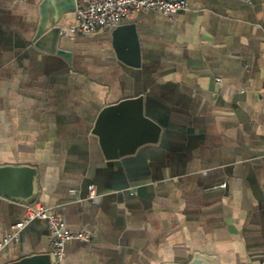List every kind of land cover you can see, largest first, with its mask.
<instances>
[{"label":"crops","instance_id":"crops-1","mask_svg":"<svg viewBox=\"0 0 264 264\" xmlns=\"http://www.w3.org/2000/svg\"><path fill=\"white\" fill-rule=\"evenodd\" d=\"M183 1L186 12H137L123 24L136 41L131 67L114 29L61 35L63 58L33 40L41 0H0V166L34 168L33 205L92 235L68 243L61 264H187L196 253L264 264V0ZM74 22L75 11L60 20ZM117 42L131 58L128 35ZM137 97L159 140L108 161L96 118ZM6 182L25 193L23 180ZM20 200L0 196V264L55 262L45 221L4 244L27 218Z\"/></svg>","mask_w":264,"mask_h":264},{"label":"water","instance_id":"water-1","mask_svg":"<svg viewBox=\"0 0 264 264\" xmlns=\"http://www.w3.org/2000/svg\"><path fill=\"white\" fill-rule=\"evenodd\" d=\"M40 20L34 42L39 45L46 43L48 52L68 58L64 50L57 49L61 37L60 20L63 15L75 11V0H41L38 6ZM128 35L130 57L119 49L117 37ZM113 47L120 62L131 67H138V53L133 36L132 25H121L113 30ZM160 127L143 113L141 97L120 101L100 111L94 123L92 134L98 138L99 147L108 161L134 154L140 147L156 144L160 137ZM8 179L23 180L26 183L25 193L9 188ZM36 170L30 166H0V196L6 198L20 197L26 206L37 201ZM13 191V192H12ZM9 264H61L53 262L49 255H33ZM171 264V263H170ZM174 264V263H172ZM187 264H218L213 257L196 253Z\"/></svg>","mask_w":264,"mask_h":264},{"label":"built area","instance_id":"built-area-1","mask_svg":"<svg viewBox=\"0 0 264 264\" xmlns=\"http://www.w3.org/2000/svg\"><path fill=\"white\" fill-rule=\"evenodd\" d=\"M188 4L183 0H87L83 7L75 10L74 24L61 30L62 36L73 41L77 36L91 35L98 30L115 29L123 25L133 13L156 12L164 17H171L188 11ZM221 84V79H215ZM92 188H89V198H93ZM46 222L50 233L49 244L55 262H61L64 257V248L71 241L90 243L92 235L87 232H69L63 222L51 209L35 204L27 207V218L11 227V233L4 240V244L17 240L20 231L31 221ZM3 245H0V248Z\"/></svg>","mask_w":264,"mask_h":264}]
</instances>
